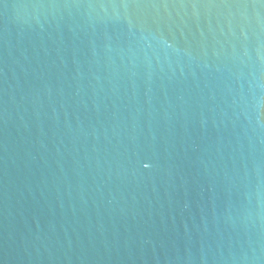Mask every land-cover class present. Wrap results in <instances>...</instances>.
Returning a JSON list of instances; mask_svg holds the SVG:
<instances>
[{
  "label": "water",
  "instance_id": "95a60500",
  "mask_svg": "<svg viewBox=\"0 0 264 264\" xmlns=\"http://www.w3.org/2000/svg\"><path fill=\"white\" fill-rule=\"evenodd\" d=\"M0 264H264V0H0Z\"/></svg>",
  "mask_w": 264,
  "mask_h": 264
}]
</instances>
